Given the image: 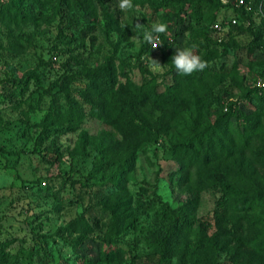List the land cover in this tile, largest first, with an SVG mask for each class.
<instances>
[{"label":"trees","instance_id":"16d2710c","mask_svg":"<svg viewBox=\"0 0 264 264\" xmlns=\"http://www.w3.org/2000/svg\"><path fill=\"white\" fill-rule=\"evenodd\" d=\"M62 1L70 9H88L92 21L96 1L104 18V34H115L118 44L129 40L131 27L122 26L106 8V3L114 0ZM132 3L139 4L144 12L162 11L165 22L174 18L171 24L183 23L181 32L187 31L188 38L196 44L192 50L207 66L191 75L178 74L171 61L175 54L173 38L164 34L156 42L161 44L156 48L169 78L162 90L158 89L156 76L148 70L140 69V82H132L128 70L112 51L94 65L77 57L72 61L67 58L59 65L61 70L54 82L57 92L68 98L67 108L61 110L50 89L42 88V95L46 93L50 98L41 126L57 125L62 130L75 131L88 116L118 133L120 138L114 140L113 134L105 130L103 136L93 140L80 131L75 151L85 155V146L94 145L97 163L107 172V183L119 190L124 189L125 175L132 170L137 151L171 133L168 149L178 165L181 180L178 183V178L177 186L185 184L193 195L174 209L158 200L163 222L144 238L148 254L156 258L157 264H170L174 259L177 264H264V0H251L249 9L237 5L236 0H132ZM227 9L231 16L219 17V11ZM198 10L202 12L199 15ZM254 14L259 18L256 26L251 21ZM19 16L24 20L31 18L21 13ZM231 18L234 23L229 22ZM224 20L228 26L222 35L210 28L214 22ZM72 21L74 18H70ZM244 32L250 34L246 55L258 50L263 56L260 61L248 62L262 80L260 87L243 86L237 72L235 51L239 45L232 33ZM77 45L82 46V42ZM113 48L116 50V44ZM152 48L155 47L151 42H141L138 57L148 56ZM229 53L234 60L226 68L224 58ZM27 77L40 85L38 76L27 71L24 76L13 78L12 93L26 90ZM231 86L238 90L236 98L227 94ZM70 93L81 101L69 98ZM239 100L251 110H243ZM201 191L213 197L209 219L195 216ZM123 195H127L125 190ZM154 203L135 204L126 215L112 212L100 234H94L95 228L79 217L74 242L82 243L89 234L90 241L98 244V261L125 264L126 251L118 246V241L129 228H135L138 219L135 211L142 206L151 210ZM40 249L33 247L37 257L41 253L45 258L42 251L38 252ZM6 258L0 248V264H7ZM136 258V254H131L127 264H134Z\"/></svg>","mask_w":264,"mask_h":264},{"label":"rangeland","instance_id":"374dc122","mask_svg":"<svg viewBox=\"0 0 264 264\" xmlns=\"http://www.w3.org/2000/svg\"><path fill=\"white\" fill-rule=\"evenodd\" d=\"M118 2L106 3L108 12L121 25L131 27L129 40L119 44L115 34H104V18L96 1L92 21L88 9H70L62 0H0V248L6 253L7 264H102L98 261V244L90 241L89 234L82 243L74 242L77 219L82 217L95 228L94 234H100L112 212L126 215L127 210L144 201H154L153 208L142 206L135 211V228L121 236L118 246L126 251L127 262L131 254H136L134 264H157L156 258L148 254L144 238L163 222L158 200L174 209L193 195L185 184L177 186L178 165L168 149L171 133L137 151L122 191L107 183V172L97 163L94 145L85 146V155L75 151L80 131L93 140L105 130L113 134L114 140L120 138L118 133L88 116L75 131L62 130L57 125L43 128L40 124L50 98L46 93L42 95V88L50 89L61 110L67 108L68 98L58 93L54 84L61 70L59 65L67 58L72 61L77 57L94 65L112 51L128 70L132 82H140V69L148 70L156 76L158 89L162 90L169 78L160 61L159 48H152L146 57L137 54L144 32L150 31L152 24L163 22L168 26L164 35L173 38L174 52L196 45L186 30L181 32L183 23L171 24L174 18L165 22L162 11L144 12L139 4H133L132 10L121 11ZM19 13L31 18L24 20ZM222 15L229 17L231 11H219V17ZM70 18L74 21L70 22ZM251 18L256 26L258 16ZM232 36L239 45L235 58L240 82L253 87L257 72L248 62L260 61L263 56L258 50L246 55L249 33ZM80 42L82 46L77 47ZM151 58L162 64L160 73L152 70ZM233 60L232 53L224 58L226 68ZM27 71L38 76L40 85L27 77L26 90L12 93L13 78H20ZM227 94L236 98L238 90L231 86ZM71 97L81 101L72 93ZM239 105L246 112L251 110L242 100ZM198 201L196 218L209 219L212 195L201 191ZM36 246L42 248L38 252L42 251L45 258L41 253L37 257L33 250ZM170 264L177 263L174 259Z\"/></svg>","mask_w":264,"mask_h":264},{"label":"clouds","instance_id":"9594fccd","mask_svg":"<svg viewBox=\"0 0 264 264\" xmlns=\"http://www.w3.org/2000/svg\"><path fill=\"white\" fill-rule=\"evenodd\" d=\"M117 6L121 11L132 10L135 7L132 0H119ZM137 27H140V25L137 24ZM167 28V24L163 22L152 24L150 31H145L143 34L144 41L152 42L154 39L158 40L160 34L167 33ZM159 45L161 44H156L155 48ZM194 47L195 45L178 49L171 57L172 65L178 74L191 75L193 72L202 71L207 66L206 61L202 60L199 55L194 53L192 50ZM161 65L159 61L151 58V66L154 72L160 73L162 71Z\"/></svg>","mask_w":264,"mask_h":264},{"label":"built area","instance_id":"2783aa9c","mask_svg":"<svg viewBox=\"0 0 264 264\" xmlns=\"http://www.w3.org/2000/svg\"><path fill=\"white\" fill-rule=\"evenodd\" d=\"M222 1L224 2V0H222ZM250 1L251 0H236V4L237 5H244L246 9H249L248 4L250 3ZM229 22L234 23L235 20L233 18H231L229 20ZM227 26H228V22L226 20H224V21L214 22L212 25H210V28L214 29L217 32V34L222 35L223 30L226 29ZM157 41H158L157 39H154L151 42V46L155 47ZM254 85L259 86V87L262 86V80L259 77H257Z\"/></svg>","mask_w":264,"mask_h":264}]
</instances>
